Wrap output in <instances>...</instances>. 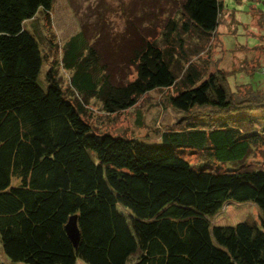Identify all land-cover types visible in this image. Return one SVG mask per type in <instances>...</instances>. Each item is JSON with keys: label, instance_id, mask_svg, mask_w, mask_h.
<instances>
[{"label": "trees", "instance_id": "obj_1", "mask_svg": "<svg viewBox=\"0 0 264 264\" xmlns=\"http://www.w3.org/2000/svg\"><path fill=\"white\" fill-rule=\"evenodd\" d=\"M53 2L0 0V264H264V169L245 163L264 147V89L234 82L231 91L233 75L208 71L221 0H181L157 38L130 32L125 82L98 65L82 33L73 36L60 62L72 72L68 94L52 66L39 83L45 54L23 27ZM261 42L233 49L262 55L239 73L262 74ZM165 89L175 110L210 112L159 143L99 134L87 122L92 100L110 115ZM243 203L258 209L259 225L211 224L224 206ZM71 216L76 248L64 229Z\"/></svg>", "mask_w": 264, "mask_h": 264}, {"label": "rangeland", "instance_id": "obj_2", "mask_svg": "<svg viewBox=\"0 0 264 264\" xmlns=\"http://www.w3.org/2000/svg\"><path fill=\"white\" fill-rule=\"evenodd\" d=\"M180 2L181 0H54L48 14L38 12L33 19L23 24L26 30L38 38L45 54L46 61L39 74V83L45 84V76L52 66L61 89L66 94L69 93V77L72 72L64 70L60 65L62 51L64 44L80 33L88 45L96 49L98 65L105 66V72H110L115 82H125L126 77L133 72V66L125 61L127 51L124 40L133 37L130 32H139L149 38L159 37L167 19L173 16ZM221 2L225 14L221 17L218 31L210 43L209 54L203 56L210 60L208 71L214 72L217 67L225 77L233 75L230 81L231 91L236 89L234 82L253 86L259 84V88L264 89L260 72L245 74L249 73L250 65H253L247 60L254 57V62L257 63L262 55L252 51H233L238 46L254 49L261 45V37L264 36V0ZM257 15L263 17L262 24L255 20ZM220 57L222 58L214 63V59ZM53 59L59 63L53 64ZM237 69L244 70L245 73H239ZM169 94L170 90L166 89L150 92L142 96L135 106L110 115L100 110L99 102L92 100L89 102L92 115L87 122L99 134H111L144 143H159L163 132L179 129L196 118H204L203 115L210 112L208 109H194L188 114L177 111L167 101ZM250 114L257 119L263 117L261 111ZM183 156L193 164L201 160L196 152H187ZM245 163L249 168L264 169V147L251 152ZM240 222H254L259 225L258 209L249 203L231 204L224 206L211 218V224L216 226L235 225ZM76 264L84 263L77 260Z\"/></svg>", "mask_w": 264, "mask_h": 264}, {"label": "water", "instance_id": "obj_3", "mask_svg": "<svg viewBox=\"0 0 264 264\" xmlns=\"http://www.w3.org/2000/svg\"><path fill=\"white\" fill-rule=\"evenodd\" d=\"M64 229L68 240L76 248L79 242V230L77 227L76 216L69 217Z\"/></svg>", "mask_w": 264, "mask_h": 264}, {"label": "built area", "instance_id": "obj_4", "mask_svg": "<svg viewBox=\"0 0 264 264\" xmlns=\"http://www.w3.org/2000/svg\"><path fill=\"white\" fill-rule=\"evenodd\" d=\"M262 75L264 76V69L262 70Z\"/></svg>", "mask_w": 264, "mask_h": 264}]
</instances>
